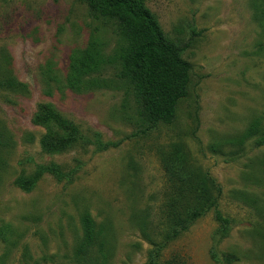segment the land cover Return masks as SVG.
<instances>
[{
  "label": "rangeland",
  "instance_id": "1",
  "mask_svg": "<svg viewBox=\"0 0 264 264\" xmlns=\"http://www.w3.org/2000/svg\"><path fill=\"white\" fill-rule=\"evenodd\" d=\"M146 7L191 71L189 96L173 124L145 133L131 91L116 76L118 66L98 74L106 81L102 89L74 93L64 87L73 52L95 42L105 56L116 54L122 40L112 23L92 16L78 0H0V81L12 76L27 86L24 93L0 87L6 145L0 162V264H74L86 212L109 229L108 264H146L152 246L131 220L160 216L170 186L162 156L175 144L221 187L220 211L234 224L218 241L211 215L198 220L161 252V261L177 256L183 264H264L245 233L256 219L235 195L264 193L263 180L242 177L264 148L248 144L236 162L209 149L240 135L254 119L264 127V35L250 0H146ZM45 75L60 83L46 82ZM43 109L59 117L62 129L55 120L48 127L40 123ZM59 136L72 142L55 153L42 150L44 140ZM107 143L117 147L103 150ZM49 166L71 178L57 182L43 173L28 191L17 185ZM250 171L261 173L256 166Z\"/></svg>",
  "mask_w": 264,
  "mask_h": 264
},
{
  "label": "trees",
  "instance_id": "2",
  "mask_svg": "<svg viewBox=\"0 0 264 264\" xmlns=\"http://www.w3.org/2000/svg\"><path fill=\"white\" fill-rule=\"evenodd\" d=\"M78 1L86 5L92 16L112 23L122 45L113 56H105L101 44L95 42L83 50L73 52L63 78L64 87L74 93L102 89L106 81L98 74L105 67L118 66L116 76L127 85L134 97L143 132L152 131L159 125L173 124L178 105L189 96L191 66L181 58L182 50L165 37L156 18L147 9L146 0ZM250 6L253 21L264 35V0H250ZM44 79L46 82L60 83L57 76L45 75ZM0 87L17 93L27 90L26 85L12 76L3 78ZM53 120L62 129L63 122L59 117L43 109L40 123L48 127ZM61 137H58V141L44 140L41 143L42 150L55 153L72 142L67 137ZM248 144H252L257 150L264 148V127L260 118L254 119L240 135L224 138L209 149L213 153L226 155L227 161L236 162L242 157ZM5 146L0 129V162ZM116 147V144L107 143L102 149ZM222 149H227L228 152L224 153ZM191 161L183 146L172 145L162 156L163 169L170 186L160 206V216L155 220H147L134 215L131 220L143 239L152 246L146 264H183L177 256L161 261V252L187 233L198 220L208 215H211L217 225L218 241L227 238L233 227L234 220L225 217L220 211L221 187ZM254 166L261 172L259 175L250 171ZM248 169L242 175L243 181H264V155L256 162L250 160ZM43 173L51 175L57 182L64 177L71 178L70 173L63 175L54 166L39 167L32 178L20 180L17 185L28 191ZM235 195L247 205L252 217L256 219L249 224L245 233L252 244L258 246L257 253L254 252L255 257L258 255L264 259V193L260 197L243 192ZM80 230L81 237L73 252V263L108 264L112 246L107 226L98 224L86 212L80 217ZM223 257L226 261L239 260L233 255Z\"/></svg>",
  "mask_w": 264,
  "mask_h": 264
}]
</instances>
